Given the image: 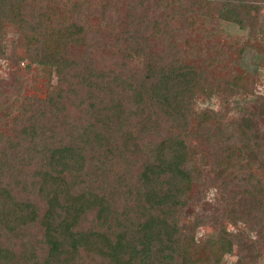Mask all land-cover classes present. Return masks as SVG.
Instances as JSON below:
<instances>
[{
	"label": "trees",
	"instance_id": "1",
	"mask_svg": "<svg viewBox=\"0 0 264 264\" xmlns=\"http://www.w3.org/2000/svg\"><path fill=\"white\" fill-rule=\"evenodd\" d=\"M263 8L264 0H0V59L10 68L0 77V264H175L181 213L205 186L210 157L226 176L245 175L252 212L264 218L252 170L258 160L264 167L258 132L196 107L212 93L217 63L239 68L246 47L264 70V47L249 38ZM211 14L249 37L179 46L181 31L201 29ZM191 48L200 56L190 58ZM255 106L264 113V95ZM239 228L220 225L206 238L204 264H222L242 244ZM231 264L252 262L239 254Z\"/></svg>",
	"mask_w": 264,
	"mask_h": 264
},
{
	"label": "rangeland",
	"instance_id": "2",
	"mask_svg": "<svg viewBox=\"0 0 264 264\" xmlns=\"http://www.w3.org/2000/svg\"><path fill=\"white\" fill-rule=\"evenodd\" d=\"M257 18L255 33L249 37L248 28L240 30L236 25L211 14L203 23L197 24L201 29L186 30L184 33L181 31L176 37V41L180 42L179 46L187 49L189 47L185 44L186 40L190 44L197 42L196 47L205 50V44L207 47H213V44L216 43H233L235 41L242 43L246 37H249L252 45L261 48L264 47V8L258 12ZM213 48L212 53L214 54L215 49ZM189 50L190 58L200 56L192 48ZM260 55L255 48L248 46L241 56L239 68H232V70L229 68L230 70H228L217 63L211 74L212 93L209 98L205 95L199 96L196 100V107H211L218 112H226L228 119L252 124L264 145V113L258 111L255 106L258 95H264V70L259 69ZM9 69L8 62L0 59V77L6 76ZM54 80L55 74L52 75V81ZM231 82L237 89H233L232 86L223 92L224 86ZM240 86L245 88H240ZM1 120L0 128L7 130V127H4L5 121L1 122ZM227 170L228 167L210 157L202 178L203 181L205 180V186L200 187L201 190L199 189L195 193L190 192L187 196L186 206L181 213V224L187 228L182 235L179 260L175 264H204L207 262L206 238L216 234L220 225L231 230H237L240 227L239 229L245 233L242 244L236 245L232 253L226 254L222 264H231V261L239 254L248 256L252 264H261L262 259L264 260V218L262 213L257 210L256 213L252 212V205H256L257 202L254 201V196L247 193L241 185L243 183L241 180L245 178V175L241 176V171H234L233 176L239 175L236 177L226 176ZM252 170L258 174L264 185V167L259 160L256 161ZM226 180H228L227 183H225ZM235 214H241L246 220H235ZM257 218H259L258 221ZM196 221H201V223L195 229L190 228V225ZM234 221L236 223H233ZM258 242L260 243L257 244ZM253 247L256 251L259 250L261 255L252 259Z\"/></svg>",
	"mask_w": 264,
	"mask_h": 264
}]
</instances>
